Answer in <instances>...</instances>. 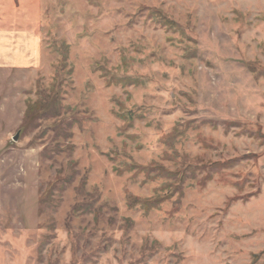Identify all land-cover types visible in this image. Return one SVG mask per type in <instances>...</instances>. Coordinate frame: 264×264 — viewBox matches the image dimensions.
<instances>
[{"label":"rangeland","instance_id":"374dc122","mask_svg":"<svg viewBox=\"0 0 264 264\" xmlns=\"http://www.w3.org/2000/svg\"><path fill=\"white\" fill-rule=\"evenodd\" d=\"M38 2L0 44V264H264V0Z\"/></svg>","mask_w":264,"mask_h":264},{"label":"crops","instance_id":"0c3cea01","mask_svg":"<svg viewBox=\"0 0 264 264\" xmlns=\"http://www.w3.org/2000/svg\"><path fill=\"white\" fill-rule=\"evenodd\" d=\"M39 0H0V22L3 21V18L6 17V13L2 12L3 7L10 8L11 12L18 17V21H16V27L19 25L20 31L13 35L12 33H4L0 31V44L3 40H5L6 36L9 37L10 41L16 40L20 46H22V50L19 53L20 55L17 58L14 56L15 63H20L23 61H27V55L32 52V47L34 46V18L32 22H26L28 16L33 15L34 9L37 12ZM34 4L36 7L34 8ZM30 9V11H28ZM21 16V17H19ZM13 27V26H11ZM12 29V28H11ZM10 29V30H11ZM10 42V43H11ZM24 47V49H23ZM18 67V66H16Z\"/></svg>","mask_w":264,"mask_h":264},{"label":"water","instance_id":"95a60500","mask_svg":"<svg viewBox=\"0 0 264 264\" xmlns=\"http://www.w3.org/2000/svg\"><path fill=\"white\" fill-rule=\"evenodd\" d=\"M17 137H18V133H17V135L13 138V140L16 141V140H17Z\"/></svg>","mask_w":264,"mask_h":264}]
</instances>
